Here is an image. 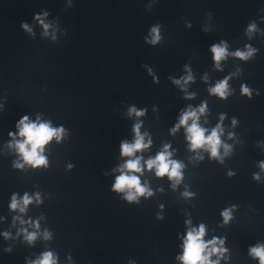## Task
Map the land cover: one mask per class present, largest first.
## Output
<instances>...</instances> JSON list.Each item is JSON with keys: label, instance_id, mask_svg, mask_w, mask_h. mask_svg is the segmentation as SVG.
I'll return each instance as SVG.
<instances>
[{"label": "water", "instance_id": "1", "mask_svg": "<svg viewBox=\"0 0 264 264\" xmlns=\"http://www.w3.org/2000/svg\"><path fill=\"white\" fill-rule=\"evenodd\" d=\"M151 5L149 10L147 7ZM47 8L59 17L67 35L53 43L39 36L32 39L19 27L21 20L31 21L32 13ZM264 0H0V215H7L12 191L31 190L33 184L49 195L31 215L44 213L55 238L49 242L63 258L66 252L75 264H174L176 232L183 231V209L194 222L203 220L215 228L219 210L227 203H238L236 219L217 232L227 236L233 264H256L247 254V245L264 240V183L251 180L255 162L264 159L256 141L264 139V43L251 41L260 48L248 62L229 59L225 72L211 71L207 47L221 37L233 47L246 42L243 28L255 19ZM212 13V30L202 32L206 13ZM192 22L186 28L184 21ZM159 22L165 39L153 47L144 43L147 28ZM264 27V24L261 25ZM185 62H191L197 81L191 86L198 96L193 101L168 81L178 75ZM154 67L160 82L154 84L142 64ZM239 63L243 69L231 83L236 93L227 100L208 97L199 73L208 70L220 78ZM259 88L252 99L239 95L240 81ZM207 98L210 121L217 112L237 116L236 131L243 140L224 165L215 161L189 163L185 183L197 196L191 202L180 198L183 185L176 191L168 181L145 175L158 192L140 204H129L110 191L111 169L119 162V141L130 138L131 121L124 115L129 103L148 106L145 126L154 136V153L160 139L172 141L176 156L188 163L191 154L185 147L183 130L175 137L167 135L177 110L186 103ZM159 106L158 114L151 111ZM43 111L54 123L70 129L62 144L52 143L50 167L21 172L10 166L11 154L3 148L7 131L24 112ZM227 123V120L225 121ZM231 143V141H229ZM73 169L66 170L65 163ZM226 168L236 170L227 177ZM107 172L108 175L104 173ZM165 204L164 219L157 220V204ZM7 227V222L0 228ZM0 239V264H23V258L38 252L43 242L27 248L17 244L11 253L3 252Z\"/></svg>", "mask_w": 264, "mask_h": 264}, {"label": "clouds", "instance_id": "2", "mask_svg": "<svg viewBox=\"0 0 264 264\" xmlns=\"http://www.w3.org/2000/svg\"><path fill=\"white\" fill-rule=\"evenodd\" d=\"M68 7L74 6V0H67ZM151 9V5L147 7ZM207 21L201 25L202 32L212 30V13H206ZM186 28L192 27L190 20L184 21ZM264 9H260L255 19H250L243 28V37L246 42L242 46L233 47L228 39L221 37L207 47L210 54L211 71L225 72L229 59L240 62L253 60L260 52V48L251 41L254 39L264 43ZM20 29L32 39H36V28L39 36L55 43L59 36L67 35V30L61 26L59 17L51 15L47 8H41L32 13L31 21L21 20ZM165 39L163 26L156 22L151 24L143 36L144 43L157 46ZM142 67L151 77L154 84L160 82L158 73L150 64L144 63ZM243 69L239 63L234 64L220 78L213 79L209 71L199 73V80L205 85L208 97L227 100L236 93L231 83L238 80ZM168 81L181 93L185 101H193L198 93L191 86L197 81V72L191 62H185L178 75H169ZM261 90L252 87L247 81L239 83V95L249 100L254 95L259 96ZM4 111V103L0 102V112ZM148 106H138L135 103L127 104L124 115L131 121L130 138L124 137L119 141V162L111 169L113 179L110 191L129 204H140L141 200H148L158 192H163L162 185L152 186L151 180L145 175L151 173L156 179L166 178L168 186L176 191L180 185L183 190L180 198L191 202L196 198L197 192L192 185L185 183L186 170L189 163L215 161L224 165L226 159L233 156L236 146L243 144V140L236 129L240 119L227 112H217L215 123H211V109L207 98L200 99L198 103H186L177 110L173 123L167 129V135L175 137L183 130L185 147L191 154L187 157L188 163L176 156L177 149L172 141L160 139L159 146L153 153L154 136L149 127L145 126ZM151 111L158 114L159 106L152 104ZM227 120V123L225 121ZM70 136V129L63 123H54L43 111L24 112L15 120L13 128L7 131V139L3 148L12 155L10 166L21 172L46 170L50 167L51 148L49 145L62 144ZM231 141V143L229 142ZM256 147L264 152V139L256 141ZM72 162L65 163V169H73ZM256 171L251 174V180L257 184L264 183V159L255 162ZM108 175L107 172L104 173ZM227 177L236 175V170L226 168ZM48 193L43 192L38 185L33 184L31 190L12 191L7 201V215H0V225L7 222V227L0 228V239L3 243V252L11 253L17 244L27 248L36 246L37 241L43 242L40 251L24 256L23 264H75L70 252L61 258L60 253L50 246L55 238L54 231L48 226L44 213L31 215L30 208H39L43 205ZM240 208L238 203H227L219 210L216 227L210 228L203 221H195L187 208L183 209V231L176 232L177 251L174 255V264H233L232 249L227 244V236L217 232L225 228L236 219V212ZM165 204H157L155 217L164 219ZM247 256L256 262L264 264V240L257 239L247 245ZM127 264H138L134 258H128Z\"/></svg>", "mask_w": 264, "mask_h": 264}]
</instances>
